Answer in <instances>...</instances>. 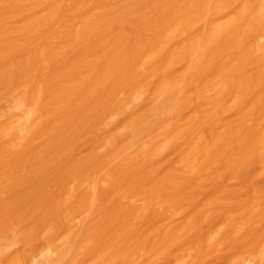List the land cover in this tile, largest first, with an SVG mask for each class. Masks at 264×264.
Instances as JSON below:
<instances>
[{
    "label": "bare ground",
    "instance_id": "6f19581e",
    "mask_svg": "<svg viewBox=\"0 0 264 264\" xmlns=\"http://www.w3.org/2000/svg\"><path fill=\"white\" fill-rule=\"evenodd\" d=\"M38 256L264 264V0H0V264Z\"/></svg>",
    "mask_w": 264,
    "mask_h": 264
},
{
    "label": "rangeland",
    "instance_id": "374dc122",
    "mask_svg": "<svg viewBox=\"0 0 264 264\" xmlns=\"http://www.w3.org/2000/svg\"><path fill=\"white\" fill-rule=\"evenodd\" d=\"M45 11H46V10H45ZM45 11H42V12H41V15H42ZM215 14H216V13H215ZM215 14H213L212 17H214ZM233 15H235V13H232L231 16H233ZM78 16H79V15H77V17H78ZM62 27H63V24H61V23H59V22H55V23L53 24V26H52V28H53L55 31H61V30H62ZM220 87H221V85H220ZM155 88H156V87L153 88V91L155 90ZM152 93H153V92H152ZM152 93H151V94H152ZM221 94H225V95L227 96V102H226V105L229 106L230 104H232L234 98L228 95L227 90L223 91ZM148 108H149L148 105H144V106L142 107V110H147ZM188 110H190V109H188ZM11 124H12V125H17L18 123H17L16 121H12ZM153 129L157 130V129H159V128L154 127ZM45 137H46V136L44 135L43 138H45ZM43 138H42V139H43ZM148 139H149V138H147L145 141H147ZM160 142H161V141H160ZM74 223H77L76 217H75ZM250 259H251V258H250ZM36 262H37V264H43V258H42V256H38ZM1 264H13V263H8V260H7V261H4V262L1 263ZM246 264H255V262L251 260V262L247 261Z\"/></svg>",
    "mask_w": 264,
    "mask_h": 264
}]
</instances>
